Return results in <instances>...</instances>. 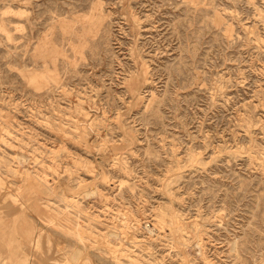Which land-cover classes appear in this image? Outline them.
Returning a JSON list of instances; mask_svg holds the SVG:
<instances>
[{
    "label": "rangeland",
    "instance_id": "rangeland-1",
    "mask_svg": "<svg viewBox=\"0 0 264 264\" xmlns=\"http://www.w3.org/2000/svg\"><path fill=\"white\" fill-rule=\"evenodd\" d=\"M65 258L264 264V0H0V264Z\"/></svg>",
    "mask_w": 264,
    "mask_h": 264
},
{
    "label": "bare ground",
    "instance_id": "bare-ground-1",
    "mask_svg": "<svg viewBox=\"0 0 264 264\" xmlns=\"http://www.w3.org/2000/svg\"><path fill=\"white\" fill-rule=\"evenodd\" d=\"M94 191V190H93ZM90 192V191H89ZM86 194V193H85ZM108 209V206L106 205L105 206V208H103V210H107ZM129 217H131V216H129ZM122 219H125L126 220V226H128L127 225V223L128 224H130V222H128L129 221V218L126 216V215H124V217L122 218ZM125 222V221H124ZM130 228V227H129ZM88 231V230H87ZM148 231H150L151 233H152V229H148ZM73 235H74V238L76 239V240H78L79 242H82L83 244H85L84 243V238H83V235H82V232H81V230L80 229H77V227H75L74 229H73ZM87 233V232H86ZM88 233H89V231H88ZM92 233V232H91ZM117 233L116 232H112V233H109L108 235L110 236V235H113V236H115ZM105 238V237H104ZM111 240V239H110ZM113 242V241H112ZM114 243H116V242H114ZM114 246H113V248H114V252H117L116 253V255H115V258H118V256H117V254L119 253V252H121L122 251V248H120V246H118L117 244H113ZM119 262H121V261H119ZM70 263V261H69V259L68 258H65L62 262H60L59 264H69ZM122 264V263H121Z\"/></svg>",
    "mask_w": 264,
    "mask_h": 264
}]
</instances>
